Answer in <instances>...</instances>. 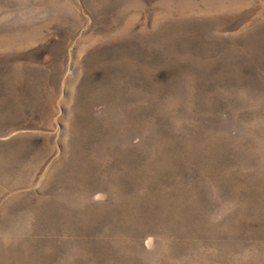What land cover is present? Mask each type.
Listing matches in <instances>:
<instances>
[{"label": "rangeland", "instance_id": "1", "mask_svg": "<svg viewBox=\"0 0 264 264\" xmlns=\"http://www.w3.org/2000/svg\"><path fill=\"white\" fill-rule=\"evenodd\" d=\"M0 264H264V0H0Z\"/></svg>", "mask_w": 264, "mask_h": 264}]
</instances>
